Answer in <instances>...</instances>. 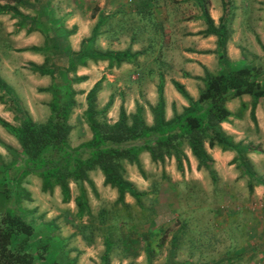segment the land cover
<instances>
[{
    "label": "trees",
    "instance_id": "16d2710c",
    "mask_svg": "<svg viewBox=\"0 0 264 264\" xmlns=\"http://www.w3.org/2000/svg\"><path fill=\"white\" fill-rule=\"evenodd\" d=\"M20 7L36 8V5L30 0H0V13H10L11 17L17 18L15 23L17 30L25 29L26 33L39 31L44 36L42 45L24 47L19 51L28 50L43 54L42 63L30 61L27 65L33 73L50 77L49 85L37 88L38 92L50 94V100L47 102L50 113L43 121L34 120L16 92L0 77V102L10 107L14 113L13 118L17 121V124H13L0 116V125L13 135L19 144V148H16L0 140L7 151L13 153L9 161L0 153V180L3 183H7L10 188L20 187L27 175H35L41 181L40 189L43 193H52L58 187L61 201L68 203L72 198L70 183L73 182L78 186L74 203L76 217L80 219L84 215L87 217L92 215L84 184H87L95 195L98 194L89 175L91 171L98 169L104 177L103 184L116 189L115 203L127 207L125 197L128 194L138 206L143 207L142 199L147 192L138 189L125 177V164H135L139 171L143 172L139 156L141 152L146 151L153 162H163L165 158L174 157L177 170L183 171V162L189 164L188 155L183 149L186 145L197 161V169L206 170L213 181L217 179V171L213 166L215 160L209 149L218 147L222 151L235 152L232 161L248 176L250 191L254 187L252 180L264 184V179L258 177L248 156L249 153L262 150L253 146L251 142L235 141L221 126L222 122H229L231 117L241 116L232 112L227 107V102L243 95L251 98L249 115L257 126L256 105L264 99V69L249 60L244 49L242 66L238 69L230 67L226 45L231 29L228 26L230 17L226 11L216 25L205 3L201 4L206 28L200 33L217 37L215 51L221 67L218 72L203 67V75L196 76V79L202 81L196 99L190 96L182 83L172 80L174 88L187 100L188 105L180 112L173 106V116L167 119L164 75L160 71L156 87L157 101L148 104L152 123L146 121L145 106L139 102H136L134 112L130 113L121 103L117 119L109 122L106 118L99 117L108 112L113 97L110 95L102 108L97 106V94L102 83V79H99L85 95L84 116L91 137L73 146L70 141L72 125L69 120L77 106L76 95L80 93L74 88V84L87 80L86 75L78 74V69L86 67L90 62L98 61H107L108 68H118L125 63L134 64L143 51L132 50L131 47L116 50L98 45V38L105 36L102 29L104 25L112 27L114 33L123 32L122 28L119 29L120 25L116 28L112 25V16L109 14L98 18L90 35L83 37L79 48L74 50L68 37L76 33L77 27L74 25L67 28L56 18L50 0L42 10V13L45 12L42 15L24 13ZM257 40L264 52L263 44L259 38ZM24 193L30 197L26 190L19 191V195ZM106 214L104 208L99 210L101 223H104ZM120 217L123 220L119 225H123L125 229L119 227L116 229L110 225L109 229L102 233L104 243L102 261L108 263L114 249L122 251L125 258L135 257L142 249L150 263L157 244L154 245V241L143 238H129V234H136V231L127 229V217L123 214ZM86 229L93 231L99 229V226L91 222L83 226V230ZM115 231L120 235L115 236ZM33 234L34 228L30 222L10 211H0V264H39L37 260L39 258L25 244ZM16 239H20L22 244ZM172 239L174 243L177 242V236L173 235ZM140 242L143 244L138 248ZM44 250L37 249L40 258L43 257ZM57 255L49 264H70L75 261L69 259L67 252L58 258Z\"/></svg>",
    "mask_w": 264,
    "mask_h": 264
},
{
    "label": "rangeland",
    "instance_id": "374dc122",
    "mask_svg": "<svg viewBox=\"0 0 264 264\" xmlns=\"http://www.w3.org/2000/svg\"><path fill=\"white\" fill-rule=\"evenodd\" d=\"M62 1H64V5H68L65 7L60 2L57 4L55 0H52V10L54 16L59 20L62 19L65 25V21H67L66 24H69L70 19L67 18V20L62 16L66 13L65 10L67 8L72 7L73 0ZM104 1L77 0L76 7L80 9L83 18L89 17L90 10H93L95 6L100 8L98 15H106L107 12H105L103 7ZM38 2L39 7H36L37 9L21 8L30 14H45V12L42 13V10L48 4V0H40ZM203 2L206 8H209L211 4L209 0H203ZM225 2L227 4L224 3L225 10H227L230 19L239 15L237 18L254 19L257 24H261L264 27L263 0H227ZM41 6L43 7L41 8ZM12 19L18 20L13 17L7 19L5 16H1L0 51L6 48L5 44L9 42L10 35L15 34V32L8 33L6 31ZM94 23L90 24L91 28ZM125 35L126 33L112 41L101 36L98 38V45L102 48L111 49L126 48L129 40L126 39ZM258 36V34H255L252 40L251 38H244L243 46L249 60L254 61L255 65L264 69V52L258 43ZM72 39L74 40V38ZM259 39L264 46V35H262V40L261 38ZM22 42L25 41L20 40L19 44ZM33 42L36 43L39 40L34 38ZM41 43L40 40L39 44ZM13 44H18V42ZM21 48H15L14 50L18 52ZM256 50L259 52H255ZM155 52L154 55L156 54ZM155 56L156 59L159 57ZM152 58V56H149L147 59V57L139 55L137 57L139 63L136 67L133 64L125 63L118 68H108L107 61H98L96 63L90 62L86 67L78 69V74H86L88 79L74 84V87L78 88L76 90L80 93L76 95L77 106L69 120L72 125L70 141L73 146L91 137V131L84 116L86 108L85 92L97 80L102 79L101 89L97 94V106L102 108L110 95L113 97V103L109 107L108 112L99 117L106 118L109 122H114L117 119L121 103L124 104L127 111H131L135 110L136 102L147 107L150 101L156 102V87L159 75L155 72H146L147 68L151 66ZM160 59L161 57L157 60L160 61ZM16 66L22 67L19 64H16ZM23 66L25 67V65ZM168 69H171V67L166 70ZM164 72L171 80V73L168 71ZM38 83H42V80ZM167 93L168 95L166 96L171 97L169 91ZM34 94L35 89L28 90L25 99H33L35 97ZM249 98V96H245V103L241 101L239 107L237 101L234 103L230 101L229 108L242 115L239 121H235L232 118L230 122H232L233 126L240 125L239 129L248 134L240 141L251 142L253 146L262 150V152L252 153L255 164L250 160L256 174L263 177L264 129H259V127L255 126L250 118ZM46 106V102L42 106L39 105L38 108L32 106L33 112L29 114L34 120L43 121L49 115V109ZM177 108L181 109L180 107ZM10 112L12 113L13 111L5 104V107L0 110V116L13 124H17ZM144 115L146 117V109ZM0 129L5 132L2 131L1 133L0 131V140L2 142L9 145L11 142H14L15 145L17 144L12 134L8 133L1 125ZM183 149L191 157L189 164L186 161L183 162V171L177 170L174 157L165 158L163 162H153L150 159V155L145 158V151L141 152L139 156L143 172H140L135 164H125V177L132 181L138 189L147 192V195L142 199L143 207L138 206L132 197L129 200L126 199V202H128L127 207L120 203H115L117 197L116 189L104 185L102 173L98 170H93L89 175L95 183L98 194L95 195L89 186L84 184L92 211L90 217L84 215L82 218L77 219L76 206L71 201L63 203L59 189H54L52 193H43L40 189L41 181L32 175L26 177L20 187L16 186L14 188H10L7 183L5 184L0 180V211H10L32 224L34 234L25 244L39 258L37 259L39 264H49L56 254H58V258V256H64L65 252H67L69 259L75 260L74 263L70 264H132L131 262L133 264H171L170 249L171 236L173 235L177 236V245L184 243L182 246L189 250L204 246L206 250L201 257L214 260L225 254L224 250L228 243L225 238L236 228L240 234L238 244L241 248L244 245H252L248 236H251L252 239L253 233L256 234L253 241L254 239L256 241L252 248H257L258 243L262 246L260 242L264 240V197L261 199L257 198L254 189L255 186L260 184L256 180H252L254 187L250 191L248 176L235 166L232 159L219 161V156L214 159L213 166L217 171V179L213 181L206 170L197 169V161H194L195 158L188 147L184 145ZM8 151L0 143V153L6 161H9L13 156V153ZM213 153L212 150L210 154L212 155ZM28 178L29 181L26 184ZM70 188L72 196H76L78 186L71 182ZM20 190H26L30 197L26 193L19 195ZM31 195L33 198H31ZM102 208L107 211L104 223L100 222L98 216V212ZM122 214L127 217V229L136 231V234H129V238H143L154 241V245L157 244L150 263L142 249L133 258H125L122 251L114 249L109 258L110 261L108 263L102 261L101 255L104 252L102 233L109 229L110 225L113 228L116 227V229L118 227L125 229L123 225H119L121 220H123L120 217ZM91 222L98 225L99 229L93 231L89 229L83 230V226ZM249 222L254 224L252 232L245 228V225L248 226ZM114 235L118 236L120 233L115 231ZM19 240L16 239L17 242L21 243ZM142 244L140 242L138 248H141ZM41 248L45 249L44 253H42L44 254L42 258L37 254V249ZM188 249L187 252H189ZM259 253L253 252L250 257H247L246 254L241 255L238 259L239 263L248 264L249 260L247 258H250L251 261L256 262L255 264H262L263 261L257 262ZM192 257L193 259L198 258V255H195V257L193 255Z\"/></svg>",
    "mask_w": 264,
    "mask_h": 264
},
{
    "label": "crops",
    "instance_id": "0c3cea01",
    "mask_svg": "<svg viewBox=\"0 0 264 264\" xmlns=\"http://www.w3.org/2000/svg\"><path fill=\"white\" fill-rule=\"evenodd\" d=\"M50 1L51 6L53 7L52 0ZM225 1L227 0H209L211 4L207 9L216 25L219 23V19L223 15L224 11L227 12L224 5V3L226 4ZM31 2L34 4L36 3L35 5L37 8L39 7L38 1L36 2L35 0H32ZM55 2L57 4L60 2L65 7L68 5H64V1L62 0H55ZM76 2L77 0H73L72 7L67 8L65 10L66 13L62 16L65 19H70L69 24H66L67 21H65V26L67 28H71L73 25H76L77 27L76 33L68 37L69 43L74 50L79 48L80 41L83 37L90 35L91 30L98 18L105 16L102 14L98 15L100 8L95 6L93 10H90L89 17L86 16L83 18L81 16L80 9L76 7ZM202 3H204L203 0H105L103 2L105 12H107L110 17L112 16V25L115 26V28L120 25L119 29H123L122 33H114L112 27L110 28L109 26L104 25V37L112 41L126 33L125 37L129 40L127 47H131L132 50H142V56L147 57V59L149 56L153 57L150 64L151 66L150 68H147L146 72H155L158 75L160 71L163 73L165 88V116L167 119L173 116V106L176 111L180 112L184 106L188 105L187 100L174 88L172 80L182 83L190 96L196 99L199 94V87L202 86V81L196 79V76L203 75V67H206L212 72H218L221 67L219 65L218 56L215 51L217 48V37L212 34L204 35L200 33L206 28L201 9ZM42 7L43 6H41V8ZM20 9L25 12L21 7ZM25 13L29 12L26 11ZM33 14L35 13H32V15ZM1 16H5L7 19L11 18L10 13H0V19ZM238 16L239 15L229 19L228 21V26L231 29V32L226 49L227 56L231 64L230 67L233 69H238L242 66L240 63L243 56L242 51L244 49V38H251L252 40L254 39L255 34H258V37L262 40V35H264V27L261 26V24H257L254 19H244L241 17L237 18ZM15 20L16 19H12L10 26L6 28L8 33L15 32V34L10 35L9 42L5 44L6 48H4L3 51H0V77L16 92L29 113H32V106L38 108L39 105L42 106L43 103H47L50 100L49 93L38 92L37 88L49 85L51 80L49 76H42L38 73H33L28 69L27 62L32 61L40 64L44 61V56L42 53L28 50L17 52L14 49L19 47L24 48L32 45L40 46L43 43L44 36L39 31L26 33L25 29L17 30L14 28V23L17 21ZM61 21L63 20L61 19ZM91 23H94L92 28L90 27ZM34 38L38 39L39 42H33ZM72 38H74V40ZM20 40H24L25 42L19 44ZM40 40L42 42L41 44H39ZM12 42H18V44H13ZM10 46L11 48H9ZM122 49H125V47L116 48V50ZM154 51H156L155 55L159 56L158 58L161 57L160 61L157 60L158 58H155L156 56L154 55ZM255 52L259 51L256 50ZM138 63L139 62L136 61L133 65L136 67ZM16 64L22 65V67L16 66ZM23 65H25V67ZM225 66H228L227 63ZM169 67H171V69L166 70ZM164 71L171 73V80L167 77V75H165ZM40 80H42V83H38ZM74 88L78 89L76 87ZM32 89H35V97H33V99H25V97H27L26 92ZM88 90L89 89H87L86 92ZM166 90L167 92L169 91L171 97L166 96L168 95ZM245 96L248 95H243L230 101L233 103L237 101V105L239 107L241 101L245 103ZM249 99L251 101V98ZM230 101L227 102L228 108ZM149 103L154 104L155 102L150 101ZM4 107L5 104L0 103V110ZM177 107H180L181 109L179 110ZM145 109L146 121L151 124V111L147 106H145ZM229 109L231 110V108ZM231 111L235 112L233 110ZM127 112H134V109ZM10 114L12 117H14L13 112H10ZM255 115L257 119V127H259V129H264V99L257 103ZM241 117L242 115L231 117L230 121L232 118L235 121H239V118ZM230 121L222 122L221 126L227 134L233 137L235 141H240L248 135L239 129L240 125L233 126L231 124L232 122ZM0 131L2 133L3 130L0 129ZM13 139L17 143V146L14 144V142H11L10 145L19 148L17 139L15 137ZM243 142H246V140H243ZM212 150L214 152L212 154L213 158L215 159L219 156V161H223L225 159L230 160L235 156L234 151H222L218 147L210 149V152ZM148 156L149 153L145 151V158ZM248 156L253 161V164H255L252 153H249ZM188 158L189 160L191 159L190 156H188ZM98 171L101 173L100 170ZM30 175H27L26 177ZM32 176L36 179H39V177L35 175ZM28 181L29 178L27 179L26 184ZM56 188L59 189L58 187ZM254 189L257 198L261 199L264 197L263 184L255 186ZM26 190L29 191L27 188ZM31 198H33L32 195ZM130 198L131 196L127 194L125 200H129ZM71 203L75 205L74 196L71 198ZM245 228L252 232L254 228L253 222H249V225H245ZM255 235L256 234L253 233L252 237L254 238ZM239 236L240 234L236 228V230L232 231V233L225 238V240L228 242L224 250L225 254L214 260L201 257L206 250L204 246H198L189 250L188 248H184L182 246L184 243H180V245L174 243L172 239L173 236H171V264H240L238 259L241 257V255L246 254L247 257H250L253 252H260L257 262H262V259H264V240L260 242L262 243V246L259 243L257 244V246L260 248H252L256 240L254 239L253 241V238L251 239V236H248V239L251 241L250 244L252 245H244V247L241 248L238 244L240 238ZM187 249L189 252H187ZM193 255L194 257L195 255H198V258L193 259ZM247 259L249 260L248 264L256 263L251 261L250 258Z\"/></svg>",
    "mask_w": 264,
    "mask_h": 264
},
{
    "label": "built area",
    "instance_id": "2783aa9c",
    "mask_svg": "<svg viewBox=\"0 0 264 264\" xmlns=\"http://www.w3.org/2000/svg\"><path fill=\"white\" fill-rule=\"evenodd\" d=\"M262 261H263L262 264H264V259H262Z\"/></svg>",
    "mask_w": 264,
    "mask_h": 264
}]
</instances>
